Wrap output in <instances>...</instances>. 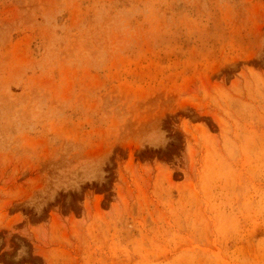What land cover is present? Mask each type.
Wrapping results in <instances>:
<instances>
[{
  "label": "rangeland",
  "instance_id": "1",
  "mask_svg": "<svg viewBox=\"0 0 264 264\" xmlns=\"http://www.w3.org/2000/svg\"><path fill=\"white\" fill-rule=\"evenodd\" d=\"M0 264H264V0H0Z\"/></svg>",
  "mask_w": 264,
  "mask_h": 264
}]
</instances>
